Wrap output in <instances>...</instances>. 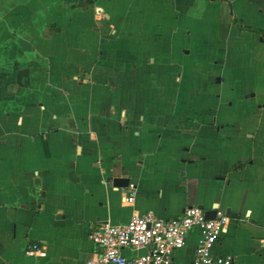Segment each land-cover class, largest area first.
Masks as SVG:
<instances>
[{"label": "crops", "instance_id": "0c3cea01", "mask_svg": "<svg viewBox=\"0 0 264 264\" xmlns=\"http://www.w3.org/2000/svg\"><path fill=\"white\" fill-rule=\"evenodd\" d=\"M192 206L238 217L214 256L264 264V0H0V264Z\"/></svg>", "mask_w": 264, "mask_h": 264}, {"label": "built area", "instance_id": "2783aa9c", "mask_svg": "<svg viewBox=\"0 0 264 264\" xmlns=\"http://www.w3.org/2000/svg\"><path fill=\"white\" fill-rule=\"evenodd\" d=\"M136 192L127 199L134 201ZM230 217L218 210L216 218L208 220L198 206L185 209L180 217L160 218L152 211L133 214L125 225L100 222L89 232L97 254L86 264H175L176 252L185 248L192 231L198 233L195 254L190 264H233L230 256H214ZM38 246L29 249L33 255Z\"/></svg>", "mask_w": 264, "mask_h": 264}, {"label": "water", "instance_id": "95a60500", "mask_svg": "<svg viewBox=\"0 0 264 264\" xmlns=\"http://www.w3.org/2000/svg\"><path fill=\"white\" fill-rule=\"evenodd\" d=\"M130 185V181L127 179H115L114 180V186L118 188H127ZM201 209L205 210V208L200 207ZM218 209L215 208L211 211H205V216L208 220H213L216 218ZM227 215L231 218H238L235 214L231 212V210L227 211Z\"/></svg>", "mask_w": 264, "mask_h": 264}]
</instances>
